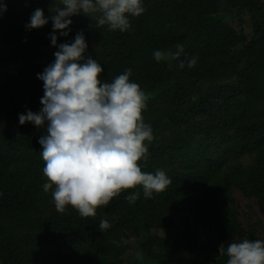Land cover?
<instances>
[{
  "label": "trees",
  "instance_id": "1",
  "mask_svg": "<svg viewBox=\"0 0 264 264\" xmlns=\"http://www.w3.org/2000/svg\"><path fill=\"white\" fill-rule=\"evenodd\" d=\"M0 264H203L180 251L215 252L208 262L227 264L219 246L244 239L264 240L260 224L244 226L236 213V192L264 209V0H142L139 17L129 16L126 32L98 27L95 17H70L68 35L51 45V20L39 29L26 24L35 9L45 18L60 0H0ZM235 14V15H234ZM250 17V33L228 21ZM83 33L87 49L103 68L102 82L126 69L148 97L142 112L153 137L146 173L163 171L171 184L151 198L130 190L81 217L68 207L55 209L47 193L45 163L38 143L45 124L19 123V114L41 109L43 81L38 74L50 46L58 50ZM180 44L194 67L157 62L156 50ZM248 162L240 164L242 158ZM240 162V163H239ZM140 191L135 203L125 199ZM111 225L101 230L102 219ZM148 220L146 226L144 221ZM202 233V235L200 234ZM135 241L141 258L114 249L116 240ZM118 253V254H117ZM215 257V258H214Z\"/></svg>",
  "mask_w": 264,
  "mask_h": 264
},
{
  "label": "clouds",
  "instance_id": "2",
  "mask_svg": "<svg viewBox=\"0 0 264 264\" xmlns=\"http://www.w3.org/2000/svg\"><path fill=\"white\" fill-rule=\"evenodd\" d=\"M62 7L45 18L40 8L30 16L25 27L29 30L52 22L51 45L57 46V36H67L72 23L70 17L83 14L95 17L97 26L107 25L109 31L126 32L130 28L128 17H139L145 8L142 0H60ZM0 4V15L6 12ZM87 44L83 33L74 42L58 46L54 62L37 78L43 81L44 95L41 109L34 113L19 114L21 125L45 124L46 134L38 143L45 163L43 175L47 183L43 190L52 191L55 209L64 213L68 207L81 217H94L98 208L107 206L122 193L142 189L143 196L164 191L171 180L163 171L155 174L143 172L139 161L147 160L148 147L154 139L150 125L143 121L142 112L148 97L140 85L130 81L131 69H126L111 82H102L101 65L85 55ZM184 48L177 44L175 50H156L157 62L178 61L183 69L185 62L192 68L197 57L189 59ZM140 191H131L125 199L135 203ZM102 219L100 229L110 227ZM219 256H227V264H264V240L244 239L219 246Z\"/></svg>",
  "mask_w": 264,
  "mask_h": 264
},
{
  "label": "rangeland",
  "instance_id": "3",
  "mask_svg": "<svg viewBox=\"0 0 264 264\" xmlns=\"http://www.w3.org/2000/svg\"><path fill=\"white\" fill-rule=\"evenodd\" d=\"M228 23L231 24L234 28L238 30H242L246 35L250 33L251 25H250V17L248 15L242 18H238L236 16L234 21H228ZM43 51L44 54L41 63L46 64L48 57L54 55L55 49L50 46H47L46 49L45 48L43 49ZM3 74H4V70L1 69L0 82ZM240 162H239L240 164H243L244 162H248V161L246 158L243 157ZM235 195L239 201L236 202L235 210L241 224L249 227L248 229H250V222L252 223L257 222L260 224V228H258L257 230H259L260 233H264V209L261 207L259 201L243 199L242 198L243 196L237 192ZM144 224L148 226L149 225L148 220H145ZM200 234L202 235V233ZM134 242L135 241L133 240L123 241L117 239L116 242L113 244V246L115 250H118V252L121 251L123 252V255L126 256L124 257L126 260L130 256H132V258L136 257V259L139 260L142 256V252L141 250H139L138 248L139 246H137V244H134ZM212 251L213 250L211 248H205L204 246H202L199 250H195V251H188L184 249L183 251H180V255L181 257H185V259H193L196 261H200L203 264H208L210 259H212V257L215 254V252ZM119 260L121 261V264H126L123 258H119ZM135 264H138V262H136Z\"/></svg>",
  "mask_w": 264,
  "mask_h": 264
}]
</instances>
